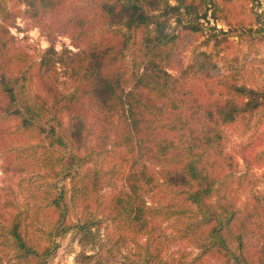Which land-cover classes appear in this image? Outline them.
<instances>
[{"label": "trees", "instance_id": "1", "mask_svg": "<svg viewBox=\"0 0 264 264\" xmlns=\"http://www.w3.org/2000/svg\"><path fill=\"white\" fill-rule=\"evenodd\" d=\"M64 1L0 0V264H49L71 229L82 264H157L163 251L164 264H264V207L243 197L252 177L237 159L249 169L264 148L233 154L227 132H258L264 88L204 110L191 67L167 72L166 20L198 31L196 0H79L46 25ZM16 3L77 51L20 49L6 28ZM177 242L192 250L170 253Z\"/></svg>", "mask_w": 264, "mask_h": 264}, {"label": "rangeland", "instance_id": "2", "mask_svg": "<svg viewBox=\"0 0 264 264\" xmlns=\"http://www.w3.org/2000/svg\"><path fill=\"white\" fill-rule=\"evenodd\" d=\"M168 3L175 5L177 0H168ZM15 5L17 14L6 23V28L15 37L20 49L35 58L51 44L57 51L62 48L77 51L66 35L49 39L42 31L43 21H40L41 26L35 24L22 13L24 6L21 3ZM79 5V0H65L63 5L47 18L46 25L52 21L58 24L74 12H79ZM196 7L197 20L201 24L198 31H192V28L184 29L175 16L166 20L165 31L172 35L171 41L164 45L167 51V72L177 76L182 70L191 67L184 78L185 87L192 92L194 98H198L204 110L215 111L216 107L231 100L237 103L244 101L245 94L235 88L263 89L264 31L261 21H264V0H196ZM219 31L224 33H217ZM59 80L62 81L61 88L69 83V80L65 81L61 75ZM227 132L228 149L233 154L241 151L252 157L255 151L264 148V121L259 124L258 132L261 133L243 134L242 128L237 125L228 127ZM237 159L239 173H248V177H252L247 181L250 188L243 192V197L255 192L264 207V153L259 163L249 169L243 167L240 157L237 156ZM245 200L246 198L239 197L233 201ZM56 240L58 247L49 264H82L75 260L76 255L83 249L80 234L76 229L67 231ZM168 247L169 252L175 255L192 250L186 242L173 243ZM84 250L91 253L94 249L85 246ZM166 257V251H163L157 264H164ZM203 260L205 264L219 263V260L213 257ZM86 264H96V261L92 260Z\"/></svg>", "mask_w": 264, "mask_h": 264}]
</instances>
